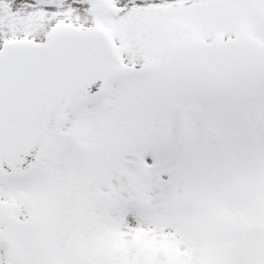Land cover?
<instances>
[{"label":"snow or ice","instance_id":"1","mask_svg":"<svg viewBox=\"0 0 264 264\" xmlns=\"http://www.w3.org/2000/svg\"><path fill=\"white\" fill-rule=\"evenodd\" d=\"M0 264H264V0H0Z\"/></svg>","mask_w":264,"mask_h":264}]
</instances>
